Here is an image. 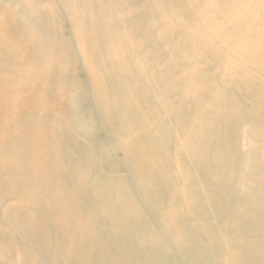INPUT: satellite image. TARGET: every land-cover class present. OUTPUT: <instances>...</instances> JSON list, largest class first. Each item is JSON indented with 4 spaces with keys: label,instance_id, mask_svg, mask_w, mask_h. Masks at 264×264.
<instances>
[{
    "label": "bare ground",
    "instance_id": "1",
    "mask_svg": "<svg viewBox=\"0 0 264 264\" xmlns=\"http://www.w3.org/2000/svg\"><path fill=\"white\" fill-rule=\"evenodd\" d=\"M0 264H264V0H0Z\"/></svg>",
    "mask_w": 264,
    "mask_h": 264
}]
</instances>
